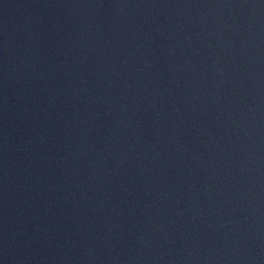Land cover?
<instances>
[{
    "label": "water",
    "instance_id": "95a60500",
    "mask_svg": "<svg viewBox=\"0 0 264 264\" xmlns=\"http://www.w3.org/2000/svg\"><path fill=\"white\" fill-rule=\"evenodd\" d=\"M0 264H264V0H0Z\"/></svg>",
    "mask_w": 264,
    "mask_h": 264
}]
</instances>
